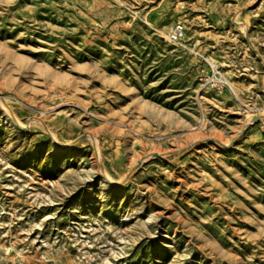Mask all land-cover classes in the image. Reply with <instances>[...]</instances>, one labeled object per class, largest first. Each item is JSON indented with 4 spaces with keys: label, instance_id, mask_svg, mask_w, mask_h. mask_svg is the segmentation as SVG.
<instances>
[{
    "label": "rangeland",
    "instance_id": "obj_1",
    "mask_svg": "<svg viewBox=\"0 0 264 264\" xmlns=\"http://www.w3.org/2000/svg\"><path fill=\"white\" fill-rule=\"evenodd\" d=\"M0 264H264V0H0Z\"/></svg>",
    "mask_w": 264,
    "mask_h": 264
},
{
    "label": "built area",
    "instance_id": "obj_2",
    "mask_svg": "<svg viewBox=\"0 0 264 264\" xmlns=\"http://www.w3.org/2000/svg\"><path fill=\"white\" fill-rule=\"evenodd\" d=\"M180 28V27H178ZM208 81H210V85L215 87V88H220L224 83V79L220 75L219 71H216L214 73V76H212Z\"/></svg>",
    "mask_w": 264,
    "mask_h": 264
},
{
    "label": "bare ground",
    "instance_id": "obj_3",
    "mask_svg": "<svg viewBox=\"0 0 264 264\" xmlns=\"http://www.w3.org/2000/svg\"><path fill=\"white\" fill-rule=\"evenodd\" d=\"M259 119H262V117H259Z\"/></svg>",
    "mask_w": 264,
    "mask_h": 264
},
{
    "label": "water",
    "instance_id": "obj_4",
    "mask_svg": "<svg viewBox=\"0 0 264 264\" xmlns=\"http://www.w3.org/2000/svg\"><path fill=\"white\" fill-rule=\"evenodd\" d=\"M254 119H257L256 117Z\"/></svg>",
    "mask_w": 264,
    "mask_h": 264
}]
</instances>
